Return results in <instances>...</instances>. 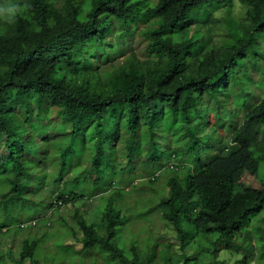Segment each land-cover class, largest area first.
Segmentation results:
<instances>
[{
    "label": "trees",
    "instance_id": "16d2710c",
    "mask_svg": "<svg viewBox=\"0 0 264 264\" xmlns=\"http://www.w3.org/2000/svg\"><path fill=\"white\" fill-rule=\"evenodd\" d=\"M234 1L247 6V22L235 41L204 54L212 35L201 17ZM17 2L25 16L0 27V235L47 210L39 225L61 227L82 248L58 242L50 254L45 231L22 240L16 263L174 264L159 259V241L123 235L137 216L115 196L141 168L169 190L139 217L162 211L177 232L167 246L183 264L198 259L187 254L192 242L212 240L217 259L244 233L264 264V0ZM148 17L161 24L138 32L146 59L109 63L105 81L93 80L96 59ZM85 198L100 203L92 216L74 206Z\"/></svg>",
    "mask_w": 264,
    "mask_h": 264
},
{
    "label": "rangeland",
    "instance_id": "374dc122",
    "mask_svg": "<svg viewBox=\"0 0 264 264\" xmlns=\"http://www.w3.org/2000/svg\"><path fill=\"white\" fill-rule=\"evenodd\" d=\"M65 0H57L58 7H61L64 4ZM85 1V0H77ZM8 4L18 5L19 15L22 17L25 16V11H23L22 6L17 2V0H0V7H4ZM247 6L244 4L234 1L233 5L228 8H222L218 11L212 13L211 15L204 14L201 17L202 22L207 26L206 30L211 29L212 40L210 47L207 48L206 53H209L213 50L216 54L224 47L227 43L233 42L236 40L239 31L247 22ZM152 17L145 18V20L139 21V25L134 27V36H130L126 41L120 42L119 44L113 43L114 45L110 48L116 53L102 60L96 59V66L91 70V77L93 80H99L100 77L102 82L105 81L106 76L105 72L109 63L118 66L127 60L132 54H137L141 57L142 60H145L146 57H143V50L146 49V45H139L138 41V32L139 30H146L150 28L154 30L158 28L161 24L160 21H153ZM12 22H8L0 16V27L11 25ZM119 49V50H118ZM204 51V52H205ZM217 51V52H216ZM110 53H113L110 51ZM2 144L4 143L1 140ZM3 146L0 145V149L3 150ZM168 163V161L166 162ZM48 172L52 173L53 167H47ZM139 170L134 174L136 181L134 186L126 188L124 197L120 198L117 195L115 196V206L119 210H124L126 207L130 209L137 217L133 219V223L126 226L123 230V235L125 238L135 235L139 238L140 242L143 245H151L154 240L160 242L159 259L161 261L168 262L172 259L174 264H183L184 257L182 252L178 247L169 248L167 245L170 241V238L176 237L177 232L174 231L173 227L162 220V211L160 209L151 213L150 216L146 218H140L139 215L150 210L154 206L160 196L163 195V188L167 192L169 189L166 188L165 179L152 178L150 173L152 170H144L138 168ZM6 172L9 173L7 168ZM156 175H163V172H159ZM246 184L255 185L257 184L256 180L253 181L252 178L246 176L244 179ZM167 194V193H166ZM165 194V195H166ZM42 195L44 197H49L51 195V190L48 187H45L42 190ZM100 203L98 200L83 199L74 203V206L79 208L82 212L89 213V216L94 212ZM70 209L72 208V203L68 204ZM46 213L48 216L51 211L43 210V213L40 216H37L36 220L33 222H27L21 227H15L7 232L6 235H0V254H2V260L0 264H17L19 256L17 253L20 251L21 242L25 238H42L45 235V231H48L51 235L50 239H43V246L50 254H53L57 250L55 243L64 242L65 245L71 244L75 245L76 250H81L82 245L79 241H75L74 238L67 237L66 231L59 226H54L49 222L45 225H39V220ZM60 213L66 218L69 217L68 211L65 207H62ZM92 216V215H91ZM94 223H101V218L96 217L93 221ZM8 229H4L3 233H6ZM247 234V233H246ZM241 234L238 239L235 240L234 244L231 246V250H223L219 252L217 259H214L212 252L218 247L213 245L212 240L206 238L201 242H192L191 246L188 245L187 254L193 256L198 254V259L195 264H237L239 261H242L244 258L253 260L250 264L257 263V248L255 244L254 235ZM82 238V236H81ZM174 243H179L177 238L173 239ZM26 263H29L28 261ZM65 264H104L101 261L96 260L95 257H87L84 262H81L79 259L72 263L70 260H66Z\"/></svg>",
    "mask_w": 264,
    "mask_h": 264
},
{
    "label": "clouds",
    "instance_id": "9594fccd",
    "mask_svg": "<svg viewBox=\"0 0 264 264\" xmlns=\"http://www.w3.org/2000/svg\"><path fill=\"white\" fill-rule=\"evenodd\" d=\"M18 12V5L8 4L0 7V16L8 22H13Z\"/></svg>",
    "mask_w": 264,
    "mask_h": 264
}]
</instances>
